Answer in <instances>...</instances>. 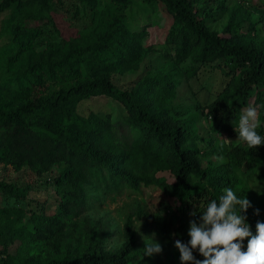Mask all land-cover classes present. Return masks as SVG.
Returning <instances> with one entry per match:
<instances>
[{"label": "trees", "instance_id": "trees-1", "mask_svg": "<svg viewBox=\"0 0 264 264\" xmlns=\"http://www.w3.org/2000/svg\"><path fill=\"white\" fill-rule=\"evenodd\" d=\"M65 1L88 11L90 24L77 28L66 20ZM131 1L0 0V15L8 12L0 27L5 39L0 45V164L28 168L36 176L53 173L49 183L57 200L54 213L44 207H0V246L8 256L0 264H182L175 241L188 242L190 221L199 223L208 201H218L225 187L250 201L241 215L253 235L256 223H264V145L249 149L243 141L203 140L171 104L179 84L175 73L190 78L207 65L226 77L207 106L212 131L237 134L241 110L254 105L259 106L256 131L264 137V42L238 33L244 26L254 29L259 17L252 19L250 8L233 5L217 32L193 0H143L162 2L172 16V65L121 89L112 76L137 70L150 51L142 43L144 33L126 24ZM47 26L58 37L37 48ZM185 61L190 66L183 71ZM97 96L117 101L122 112H78L81 101ZM213 155L223 162L213 163ZM152 185L177 205L176 223L163 225L161 253L144 255L131 217L118 249L103 247L102 238H91L86 246L78 239L74 245L59 244L68 226L72 232L80 227L79 215L95 194ZM0 190L21 200L30 186L0 180ZM38 244L42 247L35 251ZM193 255L205 259L198 250Z\"/></svg>", "mask_w": 264, "mask_h": 264}, {"label": "rangeland", "instance_id": "rangeland-1", "mask_svg": "<svg viewBox=\"0 0 264 264\" xmlns=\"http://www.w3.org/2000/svg\"><path fill=\"white\" fill-rule=\"evenodd\" d=\"M193 3L195 8L200 10L201 15H206L208 27L217 32H221L227 24L229 10L233 5L241 4L250 8L252 19L259 17V21L253 25L254 29L249 30V27L244 26L238 30V33L245 36L247 40L264 42V0H193ZM70 4L65 1L64 7H61L64 18L77 28L88 26L90 24L88 11L86 13L75 9ZM125 13L128 28L132 31L143 32L142 43L150 48L137 70L112 76L113 83L119 88L130 89L135 81L145 73L158 70L166 73L171 68L172 57L170 56L173 54V46L168 43V37L173 26V19L160 1L148 5L143 0H132ZM7 15L8 12L0 15V27L2 19ZM57 37L50 27H44L36 46L42 49L48 41L56 40ZM4 42L5 39L1 37L0 45ZM180 66L183 71L188 70L189 61L183 62ZM174 78L178 79L179 84L176 86L171 104L183 112V118L189 121L190 127L197 136L202 137L203 140L213 139L216 144L239 142L238 134L227 137L213 132V121L207 115V106L212 102L214 95L226 84V77L222 72L218 69H211L207 65H201L198 74L190 78L183 75L180 77L179 73H175ZM77 108L82 115L94 112L97 114L111 113L115 116L122 112V106L106 96L83 100ZM205 142L203 141V146ZM210 159L215 164L223 162V158L217 155L211 156ZM52 174L45 173L36 176L28 168L16 170L11 165L0 164V180L30 186L27 195L21 200L10 197L0 190V207L15 206L35 211L44 207L47 213H54L57 200L55 201L54 188L49 183V177ZM176 207L175 198L156 185L141 186L136 190L125 188L120 192L97 193L91 197L87 207L81 211L80 227L72 232V227L68 226L59 244L66 242L74 245L78 239L81 246H86L91 238H102L103 247L118 249L127 239L126 223L130 217L132 218V229L138 241L145 244V242L150 243L151 240H155L160 244L161 240L165 239L163 225L176 223L178 216ZM41 247L42 244H38L35 251H39ZM10 252L14 255V248H11ZM6 253L4 247L0 246V261L7 259Z\"/></svg>", "mask_w": 264, "mask_h": 264}, {"label": "clouds", "instance_id": "clouds-1", "mask_svg": "<svg viewBox=\"0 0 264 264\" xmlns=\"http://www.w3.org/2000/svg\"><path fill=\"white\" fill-rule=\"evenodd\" d=\"M258 107L242 109L238 127L234 128L238 134L237 140L245 142L249 149L264 145V137L256 131L259 126ZM250 206V201L245 196H238L231 187L223 189L218 201H208L200 222L190 221L188 242L175 241L182 264H264V223H256V234L253 235L246 217L241 215ZM191 215L195 216L196 213ZM245 238H249L247 248L242 251ZM195 250L205 259L197 260L193 255ZM161 252L162 246L155 240L145 242L144 255Z\"/></svg>", "mask_w": 264, "mask_h": 264}]
</instances>
